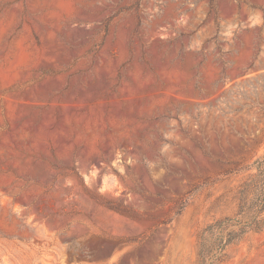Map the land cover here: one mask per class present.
<instances>
[{
  "label": "rangeland",
  "instance_id": "obj_1",
  "mask_svg": "<svg viewBox=\"0 0 264 264\" xmlns=\"http://www.w3.org/2000/svg\"><path fill=\"white\" fill-rule=\"evenodd\" d=\"M262 154L264 0H0V264H202Z\"/></svg>",
  "mask_w": 264,
  "mask_h": 264
},
{
  "label": "trees",
  "instance_id": "obj_2",
  "mask_svg": "<svg viewBox=\"0 0 264 264\" xmlns=\"http://www.w3.org/2000/svg\"><path fill=\"white\" fill-rule=\"evenodd\" d=\"M243 170L248 173L240 185L235 214L215 220L200 233L198 255L202 264H220L230 245L264 229V154Z\"/></svg>",
  "mask_w": 264,
  "mask_h": 264
}]
</instances>
